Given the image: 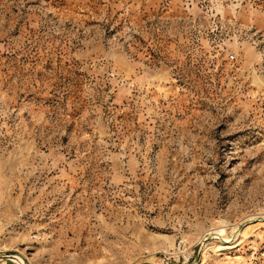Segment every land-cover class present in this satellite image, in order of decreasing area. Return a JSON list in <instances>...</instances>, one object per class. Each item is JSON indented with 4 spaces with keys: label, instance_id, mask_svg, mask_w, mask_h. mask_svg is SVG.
Instances as JSON below:
<instances>
[{
    "label": "rangeland",
    "instance_id": "obj_1",
    "mask_svg": "<svg viewBox=\"0 0 264 264\" xmlns=\"http://www.w3.org/2000/svg\"><path fill=\"white\" fill-rule=\"evenodd\" d=\"M0 264H264V0H0Z\"/></svg>",
    "mask_w": 264,
    "mask_h": 264
},
{
    "label": "bare ground",
    "instance_id": "obj_2",
    "mask_svg": "<svg viewBox=\"0 0 264 264\" xmlns=\"http://www.w3.org/2000/svg\"><path fill=\"white\" fill-rule=\"evenodd\" d=\"M220 246H223V244H222V243H220Z\"/></svg>",
    "mask_w": 264,
    "mask_h": 264
}]
</instances>
